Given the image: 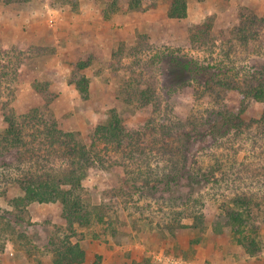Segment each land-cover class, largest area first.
Listing matches in <instances>:
<instances>
[{"label": "rangeland", "instance_id": "1", "mask_svg": "<svg viewBox=\"0 0 264 264\" xmlns=\"http://www.w3.org/2000/svg\"><path fill=\"white\" fill-rule=\"evenodd\" d=\"M111 2L0 3V130L4 103L19 113L45 103L33 87L35 80L46 84L54 94L50 110L59 126L78 133L88 144L90 133L107 121L111 108L122 106L119 97L125 82L136 73L143 72L145 79L158 82L155 86L169 98L167 103L179 118L201 116L205 108L225 104L241 108V95L236 89L212 87L203 90L199 98L194 85L169 86L172 81L164 56L171 50L178 53L182 49L216 65L213 70L222 66L230 76L238 78L261 68L264 29L251 45L239 42L235 33L243 19L264 15V0H189L188 16L183 19L169 16L170 0H148L150 7L138 9H128L120 3L119 9L107 12L110 17H106L105 9ZM206 21L213 24L214 45L205 50L193 49L190 29ZM139 42L145 47L137 49ZM160 54L161 60L157 62ZM81 60L91 64L80 69ZM82 75L90 80L88 97L77 86ZM242 117L251 123L245 126L242 136L236 137L234 130L217 140L218 146L206 150L233 157L240 149L239 162L249 156L263 159L264 101L249 99ZM110 165L105 168L97 164L84 180L86 198L93 206L100 205L105 217L104 221L95 218L86 226L76 224L71 239L79 241L86 250L82 264H264V249L257 255L247 253L224 225L225 216L219 208L220 200L232 195L237 187L264 194V182L249 174H239L222 180L220 187L207 186L206 229L186 227L173 235L162 230L163 215L158 210L161 201L156 203L155 198L143 196L140 190L132 188L131 181L124 185L128 178L125 167ZM5 186L0 167V264H54L53 249L70 233L62 204L32 202L25 209H16L2 193ZM10 193L22 192L16 185L9 188ZM11 212L22 216L23 223H18ZM185 222L190 223L191 219ZM256 222L264 246V204L257 209Z\"/></svg>", "mask_w": 264, "mask_h": 264}, {"label": "trees", "instance_id": "2", "mask_svg": "<svg viewBox=\"0 0 264 264\" xmlns=\"http://www.w3.org/2000/svg\"><path fill=\"white\" fill-rule=\"evenodd\" d=\"M19 1L22 0H0V3ZM120 3L128 9L152 5L148 0H112L105 13L118 10ZM188 12L189 0H170L169 16L183 19ZM212 26V22L206 21L191 27L189 42L193 49L205 50L214 45ZM236 29L239 42L251 45L264 29V15L245 18ZM140 43L137 49L145 47L146 41L144 45ZM173 51L164 56L168 59L166 69L172 81L169 86L194 85L199 98L203 90L212 87L236 89L241 95V108L225 104L218 106L220 108H205L201 116L179 118L173 106L167 103L169 98L155 86L158 82L145 79L143 72L136 73L125 82L119 97L122 106L111 108L107 121L90 133L91 144H88L78 133L59 126L50 110L54 94L38 80L33 82V87L45 100L44 104L19 113L4 103L0 167L1 182L6 186L2 193L20 210L32 202L62 204L71 234H66L53 249L54 264L84 263L85 248L79 241L71 239L76 224L86 226L95 218L104 221L100 205L93 206L84 194V180L97 164L105 168L111 166L110 163L123 165L128 173L123 184L131 181L132 188L140 190L143 196L155 198L156 203L161 201L158 210L163 215L162 230L173 235L186 227L199 231L206 229L204 206L207 196L204 189L207 186L220 187L222 180L239 174H249L258 182H264V158L251 159L249 156L239 162L240 149L233 157L217 150H206L216 146V141L228 133L235 130L234 135L240 137L246 131L245 126H251L242 114L249 99L264 101V63L261 68L238 78L230 76L222 66L213 70L216 65L203 62L195 54L182 49L178 53ZM161 57V54L157 55L156 61L159 62ZM90 64L81 60L78 67L83 69ZM89 85L86 75L77 82L84 97L89 95ZM138 117H142L140 121ZM16 185L22 193L9 194V188ZM263 200L264 194L259 191L237 187L232 195L219 202L225 216L224 225L231 229L237 242L250 255L260 254L264 249L260 225L256 222L257 209L263 206ZM11 214L18 223H23L22 216ZM186 219L191 222H185Z\"/></svg>", "mask_w": 264, "mask_h": 264}]
</instances>
